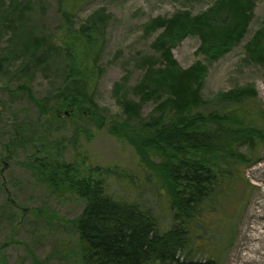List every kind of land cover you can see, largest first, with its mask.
<instances>
[{
	"label": "trees",
	"instance_id": "obj_1",
	"mask_svg": "<svg viewBox=\"0 0 264 264\" xmlns=\"http://www.w3.org/2000/svg\"><path fill=\"white\" fill-rule=\"evenodd\" d=\"M85 1L57 0L62 22L55 30L23 29V9L16 17H1V27L10 35L0 53V76L8 73V81L24 77L17 90L43 114L70 108L97 116L102 123L104 115L95 101L101 71L97 55L110 15L100 8L77 26L74 17ZM255 3L216 0L199 13L178 9L171 16L153 18L145 32L158 33L152 44L155 54L145 58L144 73L135 86L115 85L121 117L110 119L109 130L135 149L149 178L159 181L169 197L172 226L162 230L159 219L138 201L114 196L103 177L82 175L59 156L35 157L38 171L51 184L66 186L85 200L82 213L73 220L84 264H220L222 254L232 247L237 225L228 205L244 200L246 188L254 187L245 172L264 159V103L253 84L220 92L212 102L206 99L207 65L196 61L183 67L173 48L196 35L199 52L217 61L247 34ZM245 51L247 62L264 68V24ZM56 56L64 59L62 82L47 98L37 99L29 76ZM11 61L23 62L9 72L16 63ZM129 92L138 99L129 98ZM149 102L154 107L143 115ZM35 130L28 139L34 138ZM113 168L97 167L101 175L116 173ZM203 212L211 215L209 220ZM199 255H206V260L200 261ZM4 262L0 254V264Z\"/></svg>",
	"mask_w": 264,
	"mask_h": 264
},
{
	"label": "rangeland",
	"instance_id": "obj_2",
	"mask_svg": "<svg viewBox=\"0 0 264 264\" xmlns=\"http://www.w3.org/2000/svg\"><path fill=\"white\" fill-rule=\"evenodd\" d=\"M215 1L86 0L82 4L74 17L77 26L100 8L110 15L103 46L97 55L101 71L95 101L104 115L102 123L97 116L82 115L70 108L49 110L43 114L25 92L17 90L24 77L17 76L8 81L9 74H1L0 254L4 255L5 264H84L73 220L82 213L85 200L66 186L53 185L47 176H42L34 161L39 155L59 156L73 163L82 175L103 177L108 191L114 196L138 201L159 219L162 230L172 226L169 197L159 181L152 176L149 178L135 149L109 130L110 119L121 117L115 85L125 82L129 89L135 86L144 73L145 58L155 54L152 44L158 33L145 32L148 22L157 16H171L178 9L199 13ZM22 9L23 29L30 26L38 32L41 29L55 30L62 22L57 0H0V18L16 17ZM262 24L264 0H256L247 34L217 61L210 62L199 52L200 39L196 35L177 43L173 54L183 67L196 61L207 65L203 95L211 102L220 92L253 84L264 103V68L245 60V45ZM2 30L0 53L3 46L8 45L10 35L4 28ZM11 62L16 63H12L8 70L15 72L18 62L23 61ZM49 62L48 66L29 76L28 85L37 99L47 98L62 82L64 59L56 56ZM128 97L138 99L132 92ZM153 107V102L144 104L143 115L150 113ZM33 129L36 130L31 140L28 138ZM14 140L18 142L13 143ZM98 166L101 169L114 167L116 173L101 175ZM245 177L254 187L246 188L244 200H235L234 204L228 205L237 228L234 243L222 254L220 264H264V159L248 168ZM203 217L209 220L211 215L203 212ZM224 218L222 213L221 219ZM198 257H201L200 261L207 258L206 255Z\"/></svg>",
	"mask_w": 264,
	"mask_h": 264
}]
</instances>
